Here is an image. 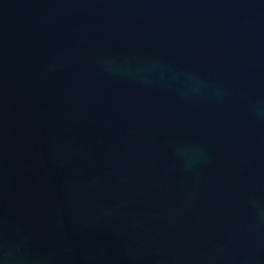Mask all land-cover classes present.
Here are the masks:
<instances>
[{
  "label": "water",
  "instance_id": "water-1",
  "mask_svg": "<svg viewBox=\"0 0 264 264\" xmlns=\"http://www.w3.org/2000/svg\"><path fill=\"white\" fill-rule=\"evenodd\" d=\"M0 264H264V0H0Z\"/></svg>",
  "mask_w": 264,
  "mask_h": 264
}]
</instances>
